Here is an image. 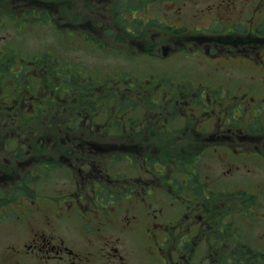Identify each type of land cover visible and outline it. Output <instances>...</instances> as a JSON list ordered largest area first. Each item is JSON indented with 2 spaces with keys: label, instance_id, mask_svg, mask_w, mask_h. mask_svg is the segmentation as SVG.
I'll list each match as a JSON object with an SVG mask.
<instances>
[{
  "label": "flooded vegetation",
  "instance_id": "obj_1",
  "mask_svg": "<svg viewBox=\"0 0 264 264\" xmlns=\"http://www.w3.org/2000/svg\"><path fill=\"white\" fill-rule=\"evenodd\" d=\"M168 1H19L25 17H47L53 32L72 35L75 46L68 43L66 48H76L83 35L87 48L103 50L106 58L119 50L116 53L126 60L128 53L121 46L126 45L132 50L143 48L151 56L169 53L192 61L201 53L207 63L200 85H193L192 75L185 70L158 63L156 74H124L110 69L103 75L61 78L60 94L54 97L40 98L34 93L17 98L9 93L0 98V130L7 128L5 137L13 136L19 113L38 117L51 110L63 117L66 124L62 129L73 136L62 145L53 136L34 143L30 160L41 157L46 170L55 168L68 174V181L59 189H75V194L68 195L72 202L65 200L75 204L76 210L82 205L90 208L85 214L95 223L88 221L92 229L85 224L83 228L87 235L94 233L93 239L103 242L107 216H118L117 207L122 209L119 201L136 196L112 226L146 235L144 253L151 264H255L258 258L264 262V225L249 222L252 216L264 217V90L262 83L257 85L253 80L264 82V0H202L196 13L182 9L188 0H171L173 5ZM163 5L169 7L165 14H161ZM173 8L179 15L190 12L193 18L209 22L193 27L184 43L187 53H173L174 37L185 28L166 21ZM150 15L156 21L146 25L144 18ZM14 28L17 32L30 29ZM161 33L168 35L161 38ZM239 62L257 72L250 75L252 80L244 76L251 82L246 93L233 91L226 84L229 78L234 79L230 67ZM115 68L123 70L124 65L121 62ZM34 70L21 66L15 76ZM170 70L180 72L174 75ZM169 77L174 81H167ZM195 88L205 91L210 106L192 94ZM220 95L234 101L220 103ZM1 141L2 151H11L7 139ZM46 150L52 152L46 154ZM15 165L13 156L0 162V189H19L17 181L24 178L20 183L23 189H38L30 183L44 175L33 173L30 165L18 173ZM158 192L169 202L152 207ZM14 193L10 200L16 197ZM213 207L220 208L218 213L212 212ZM72 208L69 205L52 216L45 214L48 220L44 227L33 228L35 232L25 245L34 257L43 259L52 254L63 264L75 254L71 246L47 231L52 232V221ZM167 209L176 211L170 222L162 220L165 213L159 215ZM234 216L247 217V223L232 220ZM257 226L260 238H252ZM119 238L107 243L111 247L106 251L100 243L99 257L108 264H138V256H126L118 249Z\"/></svg>",
  "mask_w": 264,
  "mask_h": 264
},
{
  "label": "rangeland",
  "instance_id": "obj_2",
  "mask_svg": "<svg viewBox=\"0 0 264 264\" xmlns=\"http://www.w3.org/2000/svg\"><path fill=\"white\" fill-rule=\"evenodd\" d=\"M19 1L21 0H0V48L3 44H9L12 46L11 49L6 47L0 49V52L3 53V63H1V65L5 66V68L9 67L11 72L12 67L19 68L21 65L28 66L34 61L29 56V53L37 54L38 56L39 54H45V48L48 46V48L53 49L55 55H51L49 53L47 58L49 61L43 60L44 63L42 65L41 63H35L40 65H37L33 68L36 70L31 73L32 76L27 75L25 78H21L19 83H17V80L14 82V85L16 84L19 87L11 88L10 85L5 88L4 91H2L1 88L6 86V80H2L5 77L3 74L0 75V98L3 96H9V93V97H24V95L26 96L27 93L26 88L33 91L34 93H37L40 98H42V95L44 98L57 96L60 94L58 92L60 91L58 88V82L61 81L59 78H62L61 74H65L66 78L68 79H70L69 77H73L75 79L76 76L77 79H81V75L87 74V67L91 65H93L91 68L93 70H96V66L100 68L97 72H95V74L107 73V70L110 69L118 70L115 68V66L119 63V61H116V59H120L124 67H132L134 65L140 64V69L134 70L132 72L140 71V73L149 74L157 73L154 66H157L158 63L161 66H165L166 64L168 67L173 65L175 68H178L179 70H185L191 74L193 78V85H200L199 81L202 80L205 64L207 63L203 60L201 53H198V55L195 56L194 61L188 60L183 56L177 59L169 53L166 54L167 56L160 57L159 55H156L152 56V58L146 59L142 56H138L136 61L132 59V57L130 59L128 57L125 60L124 57L126 56L122 58L120 57V54H117L118 57L111 55L105 59L99 55L100 50H92L87 48L84 43L83 35L81 36L82 41L76 46V48H66L67 43H69L71 46H75L76 40H74L72 35H64L63 37L66 38L64 48L60 42L62 39V34L53 32L48 27L53 24L52 22L48 23L50 19L48 18L47 20V17L44 19L36 17L29 19L25 17L22 13L23 10L19 9ZM175 1L176 0H174V2ZM194 1L195 0H188L185 2V7H182V9L195 12L197 5L202 6V0H197V2ZM13 3L15 4V7ZM167 3L173 5L171 0H169ZM161 9V14H165L164 11H169V7L166 5L161 6ZM174 9L176 8L171 9L170 14H168L166 17V21L168 23L174 24L175 26L185 25V28H183L184 30L181 34H178L176 37H174L175 50L173 53L177 51H183L187 53L185 51L184 43L189 40L193 27L206 26L209 24V22L205 18H201L200 20L193 18L190 12H188L186 15H179L175 12H172ZM53 18H57L56 14H54ZM154 18L156 17L153 15L146 16L144 18V22L146 25H153V23L156 21ZM141 20L142 19H139V21ZM14 27L17 29L30 27V29H24L17 32ZM161 34L163 35L161 38H164L165 35H168V33ZM96 36L98 35L96 34ZM121 46L126 49L128 56L133 55V51L136 53L139 52V48L132 50L127 48L126 45ZM181 47L184 48L180 49ZM156 50L157 49H154L153 51ZM58 52L63 54L66 60H70L69 64H71L73 61L75 73L69 72V67L67 69L68 63L66 62L65 64H58L55 66V68L45 65V63L51 62ZM117 52H119V50H117ZM193 65H196V67ZM230 69L233 71V73H231V77L234 79L231 81L229 78L226 84L232 87L233 91L235 88L238 90V92L246 93L245 91L249 90L251 86V82L249 80L252 79H250V75L257 72L252 70L249 65H245L242 62L232 65ZM170 71L174 75H177L179 74L178 72H180H176L174 70ZM8 73L9 72L7 70L5 74L8 75ZM78 73L81 75H78ZM248 75L249 80L244 77ZM154 79L158 80V76H155ZM166 80L171 82L174 81L171 77L167 78ZM253 80H255L257 85L262 83V90H264V82H261L259 78H255ZM11 81L13 83L12 79ZM204 84L209 85L206 80H204ZM198 93L203 96L198 95ZM192 94H196L198 98H204L205 101L209 103V106L211 105V102L208 101L203 89L195 88L193 89ZM219 98H221L219 101L220 103H222L224 100H229L230 102L234 101V98L231 96L227 97L220 95ZM248 100H250V98H248ZM26 104H28V102ZM54 106H56V103L52 106V108ZM0 116L2 117V115ZM18 116L19 119L17 120L15 133L11 139H9V137H5V132L6 134L8 133L7 128L0 130V162L11 159L13 156V158H15L17 161V165L15 166L18 173H23V171L29 167V165L32 166L33 173H41L43 171L42 163L37 164V161L41 157L37 158L36 156L33 158V160H30L34 156V152L30 151L31 145H35L34 143L44 142L49 136H53L55 139L60 140L56 141V143L62 145L70 136H73V134L70 132L68 133V131L65 129H62L63 126L61 125L66 124V122L62 121L63 117H60L59 113L52 112L51 110H44V112H42L38 117H28L27 115L25 116L24 113H19ZM3 137L9 142L8 145H12V149L9 151L10 153L7 151H2L4 150L3 145H1L3 144L1 141ZM61 139L64 140L61 141ZM27 140H30L31 142ZM14 151H17V153ZM50 152L52 151L46 150V154H49ZM43 175L44 176L42 177L35 178L30 183L34 188L38 189L19 188L11 189V191L10 189H0V197H2L0 200V264H59V259L52 254L51 256L44 257L43 260L41 258L34 257L33 254L30 253L32 251H28L30 250V247L27 248L25 244L32 238V233L35 232L33 228L44 227V223L48 220L45 214L52 216L57 211H63L64 209L67 210L69 205H72L73 208L69 210L65 216L58 218V220L52 221V225L55 227L54 230L51 232V230L47 228L48 233H53L58 239L64 241L75 251V254L70 256L63 264H108L106 263L105 258L101 259L99 257V247L102 245L104 247V251H106L111 247V245L109 246L107 243H113L115 240H112L116 236H120L119 240L116 241V246L126 256H138V264H151L150 258H148L144 253L146 250V235L133 231L122 232L120 228H115L112 226V223L115 220L121 218L127 212V203H132V199L136 196H131L130 198L126 199V202L124 203L119 201L122 209L121 207H117L118 212L120 213L118 216L115 218H112V216H107L108 223L104 225V233L106 235L104 241L101 242L99 238L93 239L94 233L87 235L88 232H86L85 228H83V224H85L90 226L92 229V224L88 223V221L95 223L94 218H91L85 214L89 213L90 208L88 206L82 205L80 206V209L76 210L74 208L75 204L71 203L72 199L68 198L70 193H76L73 192L75 189H59L68 181V174H61L58 169L52 168V172L51 170H47L46 173H43ZM130 175L136 174L130 173ZM24 182L25 178L21 180L19 184ZM14 191V196L16 197L13 200H10L9 197H11V194ZM87 191L90 192V190ZM30 193L34 195L32 198ZM86 197L88 199V194H86ZM65 199L71 200V202ZM158 199H160V203H156ZM152 201V207H160V205H164L165 202H169L165 198V194L161 192L156 193ZM91 207H94V205ZM34 208H38V210L35 211L33 210ZM219 209L220 208L218 207H213L212 212L218 213ZM131 210L133 211V208ZM139 211L140 210H137V212ZM159 215H163V221L170 222L176 215V211L171 212L169 209H167L165 212L159 211ZM255 217L256 218L252 216V218L249 219L251 224L264 225V217ZM254 219L259 220V223L255 222ZM141 220L144 219H140V221ZM232 220L242 224L247 223V217L240 218L238 216H234L232 217ZM254 232L255 236L252 238H260L259 226H257ZM100 243L102 244L100 245ZM88 251L90 254L87 253ZM40 256L44 255L41 253Z\"/></svg>",
  "mask_w": 264,
  "mask_h": 264
},
{
  "label": "trees",
  "instance_id": "obj_3",
  "mask_svg": "<svg viewBox=\"0 0 264 264\" xmlns=\"http://www.w3.org/2000/svg\"><path fill=\"white\" fill-rule=\"evenodd\" d=\"M142 55H145V56H142V57H148V56H151V54H149V53H147V52H144V53H141ZM135 57H137V55H135ZM8 70V67L7 68H5V67H0V71H7ZM8 75H10V74H8ZM25 76H27L26 75V73L25 72H22V73H20V77L19 78H15L14 80L16 81L17 80V83H19L20 81H21V78H25ZM2 80H4V79H2ZM8 86H10V84H9V82L8 81H6V86L4 87V88H7ZM11 88H13L12 86H11ZM0 95H1V93H0ZM257 261H256V263L255 264H264V262H260L259 260H260V258H258V259H256ZM247 264H253V263H247Z\"/></svg>",
  "mask_w": 264,
  "mask_h": 264
},
{
  "label": "bare ground",
  "instance_id": "obj_4",
  "mask_svg": "<svg viewBox=\"0 0 264 264\" xmlns=\"http://www.w3.org/2000/svg\"><path fill=\"white\" fill-rule=\"evenodd\" d=\"M42 14V13H41ZM44 17V16H43Z\"/></svg>",
  "mask_w": 264,
  "mask_h": 264
}]
</instances>
